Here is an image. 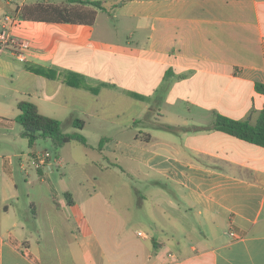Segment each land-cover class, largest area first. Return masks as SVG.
<instances>
[{
  "label": "crops",
  "instance_id": "1",
  "mask_svg": "<svg viewBox=\"0 0 264 264\" xmlns=\"http://www.w3.org/2000/svg\"><path fill=\"white\" fill-rule=\"evenodd\" d=\"M91 1L103 9L0 0V29L24 44L0 48V264H60L56 254L64 264H264V147L208 129L215 114L254 120L264 105L255 90L264 83V0ZM104 19L118 21L116 35L129 22L128 40L105 38ZM20 100L65 132L76 118L83 130L115 124L96 150L115 161L82 167L49 151V165L34 168L15 121ZM125 160L146 187H133L135 205L154 199L184 232L139 235L122 187L96 200L100 174L125 172ZM58 168L67 170L60 181Z\"/></svg>",
  "mask_w": 264,
  "mask_h": 264
},
{
  "label": "rangeland",
  "instance_id": "2",
  "mask_svg": "<svg viewBox=\"0 0 264 264\" xmlns=\"http://www.w3.org/2000/svg\"><path fill=\"white\" fill-rule=\"evenodd\" d=\"M40 2H49V3H61L64 0H38ZM111 0H108V2L104 3V7L106 8H110L111 6ZM104 21L107 24V30H106V35L105 38L110 37L111 40H115L117 39V41H121L122 39L124 41H127L128 38L125 36L126 33H129V31L131 30V25L129 22H125V27H127L126 29H124L122 31V33L119 35H116L115 32L111 31L109 26H114L118 23L117 20H113L112 22H108V20L104 19ZM102 20H100L101 25L97 24L96 25V33L100 32L102 29ZM111 24V25H110ZM94 58L96 59H103V60H111V58H109V56H102V55H95ZM115 124H107L104 126V130L100 131L97 130L95 128H93L92 126H89V128L87 129H77V128H70L69 130H66L67 132H72V131H77L80 134H82L85 139L87 140L88 143V148L83 147L81 144L77 143V142H69V143H65L60 147H54L51 142L49 141L48 138H40L37 139L34 143V149L36 152H43L46 149L48 151H50L52 154L53 153H59L60 157H65V158H72V160L78 162L81 164L82 167H86L88 166H92V160H97L100 159L102 161V163H106L109 161H115L113 154H111L110 152H104L103 156L100 155L96 150L98 149L97 147V141L99 139V133H105L106 135H112L114 136L115 133H117V131L115 130L114 127ZM136 133L138 134L139 132L137 131H129V134H133ZM26 144V150H29L32 147L27 146V140L26 139H22ZM29 148V149H28ZM122 162V161H121ZM132 163V162H131ZM130 162H127L126 160L122 163H120L123 167H124V171L123 173H121V171L119 169H115L117 170L116 172H118V175H114V171H111L110 169H107L106 172H103L100 174V176H102V178H100L98 181H95L97 185H101L100 187L102 188V194L96 197V200L99 202L100 198L101 200L103 198L106 199H110V194H109V190H111L112 188L118 186L123 188V192L125 193L124 196V203L125 206L128 208L129 210V215H132L131 218L134 222H136L135 226L133 229H137L138 231H140V233L142 235H149V236H154L155 238H166L167 235H169L170 233H180V232H184V227H181V225H179V223L177 221L174 220V218H168L167 214L164 213L162 211V206H159L158 204H156L154 202V199L150 200L152 202L149 203L148 201H144L143 205L137 207L135 205L134 202V198H133V187L138 188L139 190H141L142 192L146 191V187L143 188L141 186V184L138 182V180H133L132 176H133V168L132 165L134 163L131 164ZM140 167V166H139ZM132 170V171H131ZM63 171H67L64 168H58V169H54L52 172V177L53 179L60 181L61 177H63V175L61 174ZM135 173V171H134ZM119 174H123L122 175V179L121 177H119ZM129 174V175H128ZM122 181V183H121ZM122 185V186H121ZM149 189V188H148ZM147 189V191H149ZM153 190V189H151ZM165 190H161L162 194H164ZM158 198H161L162 201H164V195H157V200ZM75 209H69L68 213L74 212ZM170 214V213H169ZM171 215V214H170ZM170 217H173L170 216ZM191 222L194 223L196 225V222L194 219L191 218ZM162 226V230L159 229V227ZM197 228V227H196ZM189 232L186 235L187 236V241L188 242H195L196 240V236L193 235V233L190 230V227L188 228ZM141 238V237H138ZM145 246L147 247V249L151 248V244L149 242V240L145 241ZM109 254H106L107 257H111L110 252H112V248L110 245V248H108L107 251ZM57 255V260L60 262V264H64L65 261V256L64 254H56ZM55 256V254H54ZM110 263V262H109ZM108 264V263H106Z\"/></svg>",
  "mask_w": 264,
  "mask_h": 264
},
{
  "label": "trees",
  "instance_id": "3",
  "mask_svg": "<svg viewBox=\"0 0 264 264\" xmlns=\"http://www.w3.org/2000/svg\"><path fill=\"white\" fill-rule=\"evenodd\" d=\"M80 4H92L103 9L100 1L91 0H68ZM255 90L264 94V83L256 82ZM19 110L15 121L20 127V135L28 142V146L32 147L37 139L48 138L54 147H60L65 143L77 142L83 146H88L85 137L77 131L65 132L61 128L58 119L41 114L37 106L28 100H20L16 104ZM73 126L82 129L84 120L76 118L73 120ZM161 128L176 131L179 128L167 124H160ZM208 129H214L225 132L229 135L237 137L241 140L264 147V105L258 111L254 120L235 119L222 114H215L212 124ZM104 141V140H103ZM101 145H99V148ZM69 195L68 193L64 194ZM69 202H71L69 200Z\"/></svg>",
  "mask_w": 264,
  "mask_h": 264
},
{
  "label": "built area",
  "instance_id": "4",
  "mask_svg": "<svg viewBox=\"0 0 264 264\" xmlns=\"http://www.w3.org/2000/svg\"><path fill=\"white\" fill-rule=\"evenodd\" d=\"M3 20L9 21L10 17L5 16ZM6 45H11L12 47H21L24 44L21 41H18L16 38L10 36L9 31H7V28L4 26L2 29H0V48ZM50 158L51 153L48 150L43 152H34L30 156L29 163L34 168L46 167L49 165ZM138 234L141 235L140 232H138Z\"/></svg>",
  "mask_w": 264,
  "mask_h": 264
}]
</instances>
